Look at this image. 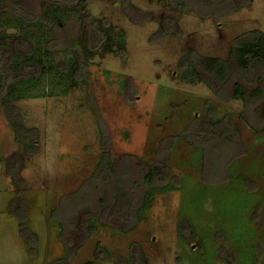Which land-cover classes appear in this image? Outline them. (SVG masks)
I'll list each match as a JSON object with an SVG mask.
<instances>
[{
	"label": "rangeland",
	"instance_id": "obj_1",
	"mask_svg": "<svg viewBox=\"0 0 264 264\" xmlns=\"http://www.w3.org/2000/svg\"><path fill=\"white\" fill-rule=\"evenodd\" d=\"M204 1L88 0L53 25L24 24L29 36L10 29L9 50L47 70L23 69L37 80L10 102L39 130L36 154H25L0 102V264H264V66L232 83L182 79L190 62L228 61L238 41L264 35V0ZM7 2L42 17L49 6ZM93 19L109 25L113 50L92 48ZM71 59L85 63L86 81L72 85ZM201 124L213 127L195 147L188 137ZM102 158L121 177L167 167L169 182L133 225L108 217L112 186L95 185Z\"/></svg>",
	"mask_w": 264,
	"mask_h": 264
},
{
	"label": "trees",
	"instance_id": "obj_2",
	"mask_svg": "<svg viewBox=\"0 0 264 264\" xmlns=\"http://www.w3.org/2000/svg\"><path fill=\"white\" fill-rule=\"evenodd\" d=\"M47 1L49 6L47 8L46 14L44 17H42L35 15L34 13L31 14L30 12H26L20 4L13 3L10 5L7 0H0V102L3 103L6 109L8 121L14 129L17 142L23 147L25 154L28 156H32L39 151L38 145H30L31 140L35 139L36 141L38 138L39 130L35 127L28 128L24 126L22 122V116L19 114L18 108L15 104L10 102L17 99L19 93H21L26 88L28 83L37 80L33 77H28L25 79L20 78L18 75L21 74L23 69L26 67L32 68V66H36L37 68L41 67L43 72H45L47 67H45V61H43L41 57H33V55H30L29 53H22L21 51L15 53L9 50L8 41L11 36L10 29L19 28V31L22 33L24 31V24L26 26L42 25L43 23L53 25L55 23L53 18H56L57 16L59 17V15L62 14L61 12L84 11L88 2V0ZM223 1L224 0H206V2H202V6L206 7L208 4H215ZM4 7L11 9V11L4 12ZM6 14L9 15L7 16L8 18H4ZM14 20L16 23H18V25L12 23ZM90 26V31L92 32L94 38V42H92V48L94 49L100 45H105V48L113 50L114 47H112L110 44L112 42V31L109 25L107 23L101 21L98 22L97 20L93 19L90 21ZM254 33V37L242 39L234 45L232 49V57L228 61L216 57H201L197 62H192V65H190V62L188 67H186L184 70L182 79L189 83H196L199 81L202 82L206 80L203 75L206 74L207 76L212 77L213 80H228L232 83L233 79L236 78L235 76L242 75L244 77L248 72H250V74L254 73L255 65H259L260 67L264 66V35L260 31H255ZM21 36L25 37L29 36V34L28 32H25L22 33ZM119 49L122 50L123 48L120 47ZM69 65L70 74L68 73V75H71L73 80L72 85H76L80 81L85 80V63L81 62V59L76 61L71 59ZM49 68H52V66ZM17 79L19 80L17 81ZM247 81L248 80L241 81L239 79L233 83L232 86L236 98L244 97L245 88L248 84ZM206 82L209 83L208 80H206ZM209 85L214 90H216L217 93H219V90H217L213 84ZM21 88L24 89L21 90ZM257 92H255L257 95L261 93L260 90H257ZM130 100L131 102L134 101V99ZM226 124L229 123L226 122ZM229 125L231 126V124ZM198 126L200 127V130L195 133L193 139L188 137L190 143L195 147L198 145L203 146V144H205L203 141H200V139L205 138L208 135V131H211L213 127V125L209 127L203 124ZM175 138L176 137H170L171 142H168L169 145H172V142L175 140ZM166 140L167 139H165L164 142ZM221 140L223 143L220 142V144L223 147L225 142L222 137ZM203 147H205V145ZM146 165L147 163H143V166L136 168L135 170L128 166L129 168H127V171H125L126 175L124 174L125 176L121 177V175L115 174L114 169L111 168L109 161L104 160L103 158L101 159L98 168L95 171V185L97 187L100 185L99 182H101L107 184V186H112L113 193L110 194L112 213L111 216L109 214L108 217L114 221L116 220L114 218H117L118 221H123L124 219L127 223H129V225H133L138 222L140 219L141 208L143 209L150 204L151 194L154 189L158 187L157 185H165L167 182H169V177L166 175L167 167L161 166L160 164H151L150 166ZM172 180L177 183V179L175 177H173ZM123 181L126 182L122 184ZM116 182L118 183L117 185ZM141 188L146 189L147 191H145L143 194V192L141 193ZM130 194L132 195L131 197ZM141 195L142 203L137 209H134V198L135 196L141 197ZM101 202L104 204V200ZM15 205L17 208L20 207L22 210L23 202L19 201L17 204L15 203ZM107 212L108 211L106 210L105 214ZM22 214L24 215L23 210L21 211V215ZM113 220H111V222ZM86 264H92V262L87 261Z\"/></svg>",
	"mask_w": 264,
	"mask_h": 264
}]
</instances>
